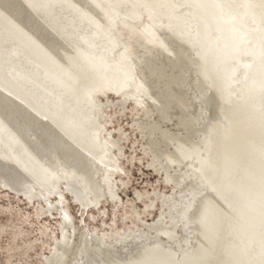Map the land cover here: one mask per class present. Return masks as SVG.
<instances>
[{"label":"bare ground","instance_id":"1","mask_svg":"<svg viewBox=\"0 0 264 264\" xmlns=\"http://www.w3.org/2000/svg\"><path fill=\"white\" fill-rule=\"evenodd\" d=\"M67 1L0 0V9L5 6L19 14L12 17L0 10V180L14 191H31L30 175L49 174L60 165L77 173L100 197L91 158L97 140L90 94L106 77L113 80L117 93L129 90L131 72L108 63L103 54L115 45L108 29L116 23V14L136 19L133 7L144 1L157 8L158 17L183 19L181 24L197 32L198 55L190 54L193 44L182 42L180 61L173 66L181 70L185 59L196 61L197 86L205 92L208 117L198 127L183 119L189 128L181 137L158 129L166 145L178 143L177 151L189 141L192 149L185 148L184 159L196 163L207 193L192 210V247L178 254L151 237L132 253L127 250L125 258L109 251L102 264L111 258V264H180L177 259L185 252L182 264H264V107L256 106L258 98L264 102V8L253 7L252 0H184L193 10L186 17L176 14L181 6L172 0H74L83 2L85 10L76 6L77 18L68 21L61 9ZM104 3L108 7L101 17ZM250 16L258 27L249 22ZM81 32L86 41L81 39L73 53L62 52ZM245 55L253 61H245ZM243 68L246 75L240 80ZM173 74V80L184 76L183 70ZM158 89L157 105L168 109L175 96L170 93L166 100L162 85ZM153 143L159 148V141ZM70 186L84 202L83 192ZM151 227L168 231L155 223ZM66 240L64 234L60 245L64 247ZM67 253L60 249L48 264L63 263ZM87 257V264H96L94 255Z\"/></svg>","mask_w":264,"mask_h":264},{"label":"rangeland","instance_id":"2","mask_svg":"<svg viewBox=\"0 0 264 264\" xmlns=\"http://www.w3.org/2000/svg\"><path fill=\"white\" fill-rule=\"evenodd\" d=\"M73 1L61 3L68 21L77 18V7L85 10L83 2L81 5ZM172 1L181 6L176 14L186 17L193 14L184 0ZM252 4L264 8V0H252ZM2 7L1 12H5L7 7ZM107 7L106 3L101 6V17H105ZM133 10L139 15L132 16L136 19L126 18L122 12L116 14V23L108 29L115 45L111 52L103 54L108 63L131 72L129 90L117 93L113 80L106 77L90 94L93 101L90 116L97 140L91 158L97 169L95 179L100 197L77 173L60 165L54 166L49 174L40 172L42 177L30 175L31 191H14L1 179L0 264H48L60 249L65 253L68 250L61 264H87L89 255L95 256L96 264H102V257L109 251L125 258L127 250L132 253L151 237L178 254L192 247L196 232L192 210L207 193V186L196 163L184 159L185 148L192 149L189 141L177 151L178 143L166 145L158 126L181 137L187 135L189 128L184 126L183 119L198 127L208 117L202 98L205 92L201 93L197 86L196 61L185 59L181 69L184 76L172 78L174 72H181L174 64L180 61L177 55L183 52L182 42L193 44L191 55L200 52V47L194 45L197 32L190 24H181L183 19L171 22L158 17L157 8L144 1ZM8 13L12 17L19 15ZM248 20L258 27L251 16ZM103 22L108 24L106 20ZM213 35L216 37V33ZM74 37L69 46L61 48L62 52H75L80 40L87 39L84 32ZM244 59L253 61L249 55ZM161 70L164 71L160 75ZM245 75L243 68L238 78L243 80ZM158 85H162L166 100L170 99V93L175 96L168 109L157 105ZM256 106L264 107L261 97ZM153 141H159V148ZM51 174L56 176L52 179ZM71 183L86 196L84 202L71 190ZM153 223L168 231H156L151 227ZM64 234L67 240L63 247L60 243ZM112 262L111 258L106 264Z\"/></svg>","mask_w":264,"mask_h":264},{"label":"water","instance_id":"3","mask_svg":"<svg viewBox=\"0 0 264 264\" xmlns=\"http://www.w3.org/2000/svg\"><path fill=\"white\" fill-rule=\"evenodd\" d=\"M200 223H201V225H204V222H203V221H200ZM202 238H204V237L202 236ZM203 243H204V241H203ZM249 244H250V242H249ZM251 246H252V245H251ZM185 256H186V252H185L184 254H182V255H181V258H180V259H177V261H178L180 264L186 262V260H185ZM182 259H183V261L180 262Z\"/></svg>","mask_w":264,"mask_h":264}]
</instances>
